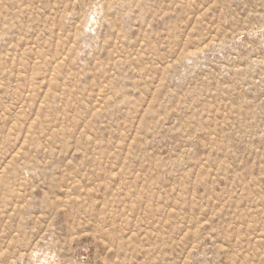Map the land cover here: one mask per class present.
<instances>
[{"label": "rangeland", "instance_id": "obj_1", "mask_svg": "<svg viewBox=\"0 0 264 264\" xmlns=\"http://www.w3.org/2000/svg\"><path fill=\"white\" fill-rule=\"evenodd\" d=\"M0 264H264V0H0Z\"/></svg>", "mask_w": 264, "mask_h": 264}]
</instances>
